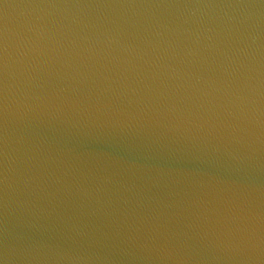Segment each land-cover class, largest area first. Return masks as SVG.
Listing matches in <instances>:
<instances>
[{"label":"water","instance_id":"water-1","mask_svg":"<svg viewBox=\"0 0 264 264\" xmlns=\"http://www.w3.org/2000/svg\"><path fill=\"white\" fill-rule=\"evenodd\" d=\"M0 264H264V0H0Z\"/></svg>","mask_w":264,"mask_h":264}]
</instances>
